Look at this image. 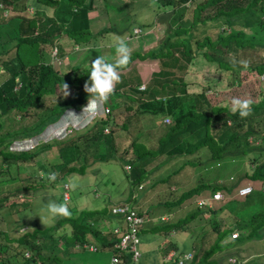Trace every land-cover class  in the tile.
I'll return each mask as SVG.
<instances>
[{
  "label": "trees",
  "instance_id": "obj_1",
  "mask_svg": "<svg viewBox=\"0 0 264 264\" xmlns=\"http://www.w3.org/2000/svg\"><path fill=\"white\" fill-rule=\"evenodd\" d=\"M151 1L157 2L159 4L157 7H160L162 12L155 14L150 21L144 22L140 19L141 14L136 10L129 13L128 4L131 3L130 1L122 5L116 0H102L104 6L102 13H105V18L116 19V25L121 26L119 30L111 23L109 26L99 27L96 31L90 29L91 21L88 12L92 8L93 0H22L23 5H39L40 9L35 8L36 13L30 17L18 14L3 18L0 12V23H10L12 25L5 28L8 30L10 38L0 41V47L4 48L5 51L7 46H13L12 55L0 60V71L6 74L0 81V165H2V167L0 166V174L7 171L8 167L5 165L9 164H13L16 171L21 169L28 174L30 171L32 172L34 164L37 167H34L33 171L39 170L48 173L47 169L49 168L51 172H57L59 175L53 184L55 186L61 180V190L66 189L65 199L62 197L61 199L68 204L72 212L71 218L60 217L41 228L36 222L31 221L32 226L30 229L19 231V234L14 236H10L6 231L0 229V252H2L0 253V264H35L40 261L45 264H59L67 258L69 253L71 254L67 248L68 245L72 247L74 243L87 241L86 232L89 233L92 240L100 241V245L104 246L109 245L116 238L113 234L114 228H126L124 212L120 210L110 212L114 203L110 206H102L99 212L96 208L91 207L92 202L89 201L84 204V208H79L76 204H70L72 201L70 200V194L68 195L67 182L61 178L64 174H83L85 167L89 166L92 161L102 160V155L109 157L106 159L116 158L117 156L114 153L108 154L106 151L113 149V132L118 129L122 130L131 120L129 118L133 114L131 109L140 113L148 111L152 115L160 114L161 117L171 114V121L164 125L160 133H152V136L155 134L152 140L154 141V147H151L150 143L140 145L138 150L135 145V137L132 139L133 157L124 159V164L127 162L129 168L125 170L124 165H122L124 174L130 181V187H134L133 183H139L151 175L152 172L149 169L146 170L143 160H140L146 155L149 156L148 159L156 155H163L164 160H169L180 156H191L204 146L208 148L209 156L216 160L225 156L247 155L248 162L242 167L245 169L244 174L251 180L243 183L239 182L236 176L235 180L231 183L227 182V185L211 184L209 191H207L202 181L182 190L180 188L181 182H176L173 177L170 179L168 175H164L159 179H155L153 182L167 190L163 194L165 195L164 198L156 199L155 204L166 209L171 207L174 210L178 209L175 212H178L179 216L169 224L156 226L157 233L160 228L164 233L169 230L178 232L190 224L195 225L196 218L201 221L210 213H222L221 210L224 208L227 211L226 215L230 216L228 219L234 221V223L230 224L228 219H225L227 223L232 225L230 227L225 226L223 224L224 220H222L224 216L217 215L215 222L211 225V229L214 228L218 231L216 233L217 237L211 244L212 250L214 249L213 245L217 244H215L216 240H219L222 234L230 233L233 228L238 229L244 236L254 233V229H248L249 220L252 221L249 227L264 225V210H260L262 213L260 211L250 212L247 219L241 212H237L243 210V204L248 203V195L254 188L255 191L262 194V196L259 195L260 200L264 197V153L259 152L264 150V129L259 130L263 125L256 127L252 121V118H255L256 115L254 112L264 109V81L257 77L260 73L264 74V61L260 60L261 57L258 56L255 63L249 64L250 66L244 69L238 64L234 67L232 58L224 56L230 50H235V56H237L238 49L236 48L248 46L254 49L248 56L249 58L251 55L257 54L259 50L256 49L258 47H264V40L257 38L264 34V0H200L194 2L193 5L190 4V6L184 4L190 0ZM11 2H17V0H0V3L6 5H11ZM48 8H51L50 13ZM47 9L49 15H46L44 11ZM165 9L179 11H175L176 14L168 17L165 23L161 17ZM185 9L190 11L188 26L176 25L173 29H168L167 25L171 26L176 23L180 16L184 14ZM37 10L43 11L40 13L41 15H38ZM239 16L243 18L240 21L244 20L242 24L238 23ZM12 19L16 20L14 25L10 22ZM207 21H211L212 24L206 27L204 25ZM134 26L139 29L151 28V34L154 38L152 42L155 45L149 46L143 51L133 50L131 59L154 58L158 60L160 67L151 72L150 83L146 84L143 89L137 87L140 83L138 76L133 75L136 85L130 88L132 76L127 78L121 75V82L116 86L117 88L120 85L121 89H115L114 94L122 89L129 90L130 88L137 95L132 99V102L135 103L134 108L131 104L122 107L125 111L120 123L114 122L115 116L111 110L114 106L111 105L109 109L107 104L105 112L94 116L80 128L70 129L64 137L41 141L28 149L11 150L9 148V144L14 139L27 138L38 134L47 124L56 121L66 108H79L88 101L83 85L88 81L90 67L79 68L78 66L82 63V61H79L72 64L68 71L60 73L52 67L50 62L42 61L40 43L54 44L55 57L57 55L60 57L65 54V50L61 48V45H56V42H58L56 39L61 36L71 39L70 43L75 44L74 46L90 45L97 36L107 34L109 31L123 34L122 37L127 35L130 40H133L135 32L132 28ZM247 31H250L249 34L246 33ZM130 33H132V36ZM253 34H256L254 38ZM7 42L8 44H6ZM29 47L33 49V52L27 55L26 51ZM196 55H202L207 61L214 62L223 69V73L226 69H230V71L233 68L237 69L234 74L233 71L229 73V80L232 86L239 88V98L252 99L253 110L249 117L241 119L238 114L234 115L231 112L230 101L233 97H236L234 94H232V98H229L228 103L221 102L220 105H215L210 103L204 91L190 93L186 91L183 74L177 77L174 68H179L181 72H184L187 63ZM248 69L252 74L254 73L255 77L241 81L242 71ZM155 76L158 77L155 78ZM210 79L217 81L220 78L218 74H213ZM63 82L67 83L69 88L77 91L75 97L58 100L60 96L57 92L61 89ZM204 88L206 86L202 89ZM255 88L257 90L261 88L263 91L255 92ZM117 106H120V103ZM38 110H47V112L28 127L11 128V123L17 120L14 117L15 114L20 119L22 115L24 117L29 112L37 114ZM107 120H112L114 127L106 125ZM91 122L93 124L87 128V125ZM105 127L108 129L107 132L103 131ZM46 149L56 152L59 158L54 159L53 162H44L42 160L44 157L40 154ZM98 151L99 154H97ZM37 155L40 156L37 157ZM188 162L189 164L194 163L193 161ZM40 163H43V165H39L42 166V169L38 166ZM28 174L19 182L29 185L26 191L37 192L41 187L39 184L43 183L44 179L38 175V172L37 174L33 172L30 175ZM33 176H37L38 179L32 178ZM173 180L176 182L175 185ZM49 184L51 183L48 182ZM245 184L250 185L249 191L239 194L237 192L238 188ZM177 188L179 191L174 192ZM218 190L223 193V198L219 200L212 199V193ZM145 194L148 195V193ZM170 194L174 195L173 200L168 197ZM139 195L135 199L131 198L130 193V196L124 202L128 203L129 207L136 210L138 214H144L143 217L146 218L149 212L143 213L144 211L141 212L137 207L143 197V194L140 193ZM199 198H204L205 203H208L207 205L204 204L206 208H202L204 205L199 207L201 206L197 202ZM238 198H241V200H238ZM235 199L241 204L229 210L226 203ZM250 200L253 201L252 196ZM28 204V201L24 203V205ZM11 206L13 207V204ZM104 212L107 215H104ZM261 214H263L262 217L257 216ZM102 217L108 218L110 222L108 221L107 225H103V222L100 224ZM256 220L259 225L256 224ZM261 220L263 222L260 224ZM154 227L155 225L150 226L151 229ZM144 228L143 223L140 229ZM67 230L69 232H66ZM239 232L237 233L239 234ZM43 237L54 240L52 249L58 250L61 248V252L58 253L52 250L51 254L45 255L42 252V245L38 241ZM171 238V236L168 237L170 241ZM235 239L231 238L226 243L230 244ZM194 245H196L195 242ZM215 248H218V246ZM182 251H179L177 256L181 255ZM25 252H28L27 256ZM209 255L210 253H206L203 260H206ZM122 258L116 264H125V260ZM80 260L81 264H86L84 258L80 257Z\"/></svg>",
  "mask_w": 264,
  "mask_h": 264
},
{
  "label": "rangeland",
  "instance_id": "obj_2",
  "mask_svg": "<svg viewBox=\"0 0 264 264\" xmlns=\"http://www.w3.org/2000/svg\"><path fill=\"white\" fill-rule=\"evenodd\" d=\"M29 1V0H28ZM131 2L128 4V9L130 10L129 13L132 10H136V12H139L140 19L145 21H150L154 18L155 14H159L161 10L160 7H157L159 4L157 2H152L151 0H116V2H119V4H127L128 2ZM151 1V2H150ZM200 1V0H190L185 2L184 4L190 6L194 4V2ZM22 0H17V2H11V5H3V3H0L1 6H5L4 8L0 9V12L2 14V17H10L13 15H24L26 17H30L36 12L34 11L35 8L40 9L39 5H29L26 4L23 5ZM137 5V6H136ZM136 6V7H135ZM135 7V8H134ZM104 6L102 4V0H93L92 8L89 10L88 14L90 17V29L92 31H96L101 26H109L110 23L115 26L117 30L120 29L121 26H117L116 19H110L105 18V13H102ZM49 9V8H48ZM48 9L44 10L46 12V15L48 14ZM177 9V8H176ZM175 9V11H176ZM172 9H165V12L161 15L162 19H164V22L166 23V19L170 17L171 15H175L176 12ZM42 10H37L38 15H41ZM50 12V10H49ZM189 14L190 11L188 9H185V12L180 18L176 21V23L172 24L171 26L167 25L168 29H173L176 25H182V26H188L189 24ZM43 16V15H42ZM243 19L241 16L238 17V23L242 24ZM156 20V18H155ZM13 25L16 23V20L10 21ZM203 24V23H202ZM209 24H212L211 21H207L204 26H208ZM8 25L12 26L10 23L4 24L0 23V41L7 40L10 38V34L7 29H5ZM165 25V24H164ZM243 28V27H241ZM133 31L136 33L139 32V28L137 26H134L132 28ZM244 31H246L243 28ZM151 28L149 29H141L139 35L137 37V34H135L134 39L130 40L129 46L130 48L136 51H143L149 46L155 45L152 41H154V38L151 34ZM250 31H247L246 33L249 34ZM34 33H36L34 31ZM132 36V33H130ZM123 34L111 32L109 31L107 34H104L102 36H97L96 39H94L90 45L80 46L75 44H71V39H69L66 36H61L60 38L56 39L58 42H56V45L63 46L65 50V54L62 56L55 57L56 52L54 48V44L50 43H40L41 53H42V61L43 62H50L52 67L56 69L58 72H63L69 68V65L72 63H78L79 61H82V63L78 66L79 68H88L90 67L91 62L96 59L99 56L105 57L106 60L109 62H114L116 59V54L114 48L110 47L109 45L111 42L115 39V37L120 36L122 37ZM253 38L256 36V34L252 35ZM263 37V38H262ZM127 41L130 39L127 36H124ZM172 38V37H171ZM170 38V39H171ZM257 38H260V40H264V34L262 36H258ZM169 39V40H170ZM133 41V42H132ZM168 41V40H167ZM8 44V42L6 43ZM1 48V47H0ZM238 49L237 56L235 53V50H230L227 52V55H224L228 58L235 57V60L237 61V64L240 65L238 62L241 60H247L249 61V64H253L256 62V58L259 56L261 57L260 60H264V47H258L256 50L257 54L254 56H248L252 53L254 50L253 47L244 46ZM2 50V51H1ZM0 52V60L6 59L13 53V46L6 47V50L4 51V48H1ZM27 55L31 54L33 52V49L31 47L27 48ZM66 57V58H65ZM260 62V61H259ZM250 66V65H249ZM160 67L159 62L157 59H151V58H134L131 59V63L128 65V67L121 71L120 75L125 76H132L131 77V87L135 86L136 81L134 79V76L132 73H135L139 76L140 83L142 82L145 86L146 84L150 83V80L152 78V74L150 72L156 71ZM220 68L217 66L214 62L207 61L202 55H196L190 62L187 63L186 69L184 72H181V69L174 68L175 75L180 76L183 74L184 82H185V88L187 92H198V91H204V94L207 96L210 103L215 105H220L221 102L228 103L229 98H232V94H234L237 98H239V91L237 86H232L230 84L229 80V73L233 71V74L237 72V69L233 70L226 69L223 73V69H217ZM242 70V69H240ZM68 71V70H67ZM213 74H218L217 81L210 79V76ZM5 72L0 71V81L4 77ZM182 76V75H181ZM242 79L241 81L248 79V78H254V73L252 74L250 70L242 71L241 73ZM158 76H155L157 78ZM222 79V82H221ZM264 80V78H262ZM222 84L223 86H221ZM139 85V84H138ZM17 86V85H16ZM202 89L203 87H205ZM211 86V87H210ZM232 86V87H231ZM124 90L117 92V94H114L113 97L108 101L109 109L111 108V105L114 106L112 108V112L115 116V123H120L122 120L123 112L125 111L122 109L124 105L131 104L132 108H134L135 103L132 102V99L135 98L137 93L135 91L131 90ZM70 89V95L67 97H64L61 94V89L58 90V95L60 96V99L63 100L67 98H73L75 97V94H77V91ZM255 88V92H261L263 89ZM211 90V91H210ZM145 96V95H143ZM120 103V106H117V104ZM87 103H85L80 108H73L69 107L59 115L56 121L51 122L47 124L43 129L35 135H32L30 137H27L24 140L19 141H13L10 144L11 149H26L32 144L39 143L41 141H45L51 138H60L67 132L68 127L73 128H80L84 124H86L90 118L86 117L87 113L84 111V107H86ZM47 109V108H44ZM76 109V110H74ZM264 109H259L255 111L254 113L255 118H252V121L255 123L256 127H262L259 130L264 129ZM133 111V114L129 117L131 120L129 123L126 124L125 128L115 130L113 132V149H110L106 151V153H114L116 155V158L113 159H106L109 158L107 156L102 155V160H98L97 163H92L91 165L87 166L84 170V173L79 175L77 173H70V174H64L61 179H65L66 182L69 180H75L78 182V188L75 191L67 190L68 195L71 196L70 204H76L79 208H84L88 201L91 203L92 200L94 201L91 205V207L96 208V210L99 212L101 210L102 206H110L112 203H119L122 201H126L125 199L134 193V195L131 198H137L139 197L140 193L143 194V197L140 199L141 202L139 204L138 209L141 210V212L146 213L149 212L148 218L144 222V229H140L138 231V248L140 249H147V253L141 254L140 261L138 260V264H142V260L145 258V254L148 255L151 260L153 256H155V264H161L160 257L148 250V249H155L158 244H162V246L159 248L160 251L164 255H166L170 250H172V245L170 240L168 239L169 236H173V231L169 230L167 232H163L162 228L158 229V233H156V226H160L163 224H169L173 220H175L178 216V212L176 213L174 208H165V207H158L155 204L156 199H162L165 195L164 193L167 192L166 189L160 187L156 182H153L155 179H159L160 177L169 176L168 178H174L176 182H181L180 188L186 189L191 187L193 184L198 183L202 181V183L206 186L207 191H209V187L211 184H224L227 185L228 183L233 182L235 177L237 176L238 181L243 183L244 181H250L251 178L247 177L246 174H244L245 169L242 167V165H245L247 161V155L244 156H236V157H230L225 156L221 157L218 160L213 159L209 156V150L206 146L201 147L197 152L193 153L191 156L187 157H175L169 160H164L163 155H156L154 157H151L148 159V155L140 158V160H143L144 166L146 170L149 169L151 175L139 182L142 186L141 188L136 187L137 182L133 183L134 187H130V181L125 176L124 170L122 168V165H124V159H127L128 157H133V150L131 148V141L135 137V145L138 147V150L140 149V145H148L151 143V147H154V141L152 136V133H160L162 129L164 128V125L167 123H164L161 121V115L155 114L152 115L148 111H143L142 113L138 111ZM47 110H38L37 114H32L31 112L27 113L20 117L18 119V115L15 114V118L17 119L14 123H11V128L14 129H21L24 127L30 126L33 122L37 121L39 118H41ZM72 112L73 114L77 116H69L68 118L64 117V114ZM171 115V114H170ZM170 115H164L168 116L170 121L171 117ZM94 121V120H93ZM92 121V122H93ZM90 123L87 125V128H89L93 123ZM170 123V122H168ZM106 125L113 126L112 120H107ZM114 127V126H113ZM262 143V142H261ZM102 152V150H100ZM261 153H264L263 151H259ZM99 154V151L97 152ZM103 154V152H102ZM43 155V161L44 162H53L54 159H58V154L51 150L44 151ZM40 155H37L40 156ZM120 155V156H118ZM57 157V158H56ZM40 158V157H39ZM41 159V158H40ZM187 161V162H186ZM188 161H193L194 163H190ZM127 162H125L126 164ZM186 163V164H185ZM185 164V165H184ZM32 165V164H30ZM43 165V163L38 164ZM2 167V165H0ZM7 168L6 172H3L0 174V229H3L6 231L10 236H14L19 234V231L30 229L32 226L31 221L36 222L39 227H44L46 225H49L51 222H48L44 219L45 213L42 211L43 204H47L48 200H55L57 202L65 203L61 199V189H62V182L59 180L57 184L51 183L48 185V181L44 179L43 183L39 184L41 187L38 189L37 192H32L30 190H27L29 188V185L25 183L19 182L22 178H24L28 173H26L24 170L19 169V171H16L13 164L5 165ZM34 167H37L36 164L33 165ZM34 167H32V172L34 174H37V170H34ZM23 168V167H21ZM30 168V167H29ZM40 169H42V166H39ZM178 169V171H176ZM31 170V169H30ZM48 172H51V170L48 168ZM175 171V172H174ZM29 172L28 175L32 173ZM172 172H174L172 174ZM243 173V175H241ZM240 175V176H239ZM32 178L38 179L37 176H33ZM27 179V178H26ZM41 180V178H39ZM173 180V181H174ZM174 181V185L175 182ZM228 182V183H227ZM238 182V183H239ZM237 183V184H238ZM23 184H25L23 186ZM179 191L177 188L176 191ZM206 191V190H205ZM130 192V193H129ZM145 193H148L146 195ZM264 194V192H263ZM200 195V194H199ZM259 195L262 196L261 193L254 190L248 195V203H245L242 205L241 212L242 215L247 219L249 217L250 212L253 211H260L264 210V200L263 198L260 200ZM171 196V197H170ZM168 196L173 200L174 195L170 194ZM252 196L253 201L251 202L250 197ZM204 198H207L206 196H202ZM240 197V196H238ZM238 200H241V198H238ZM238 200H233L231 202H227L226 205L228 206L229 210L234 208L235 206L241 204ZM28 201V205H24V203ZM13 204V207L11 206ZM206 205L208 203H205ZM68 205V204H67ZM202 207V206H199ZM202 208H206L204 205ZM247 209V210H246ZM174 210V211H173ZM222 213H210L208 214L203 220L198 221V218L195 219L196 224H190L186 228L181 229L180 231L176 232L174 234V238L177 241H181V239H184L187 242L194 241L196 244V248L193 250V247H191V244L189 243L190 251L193 252L192 260L193 262L190 263V261H185L183 264H199L204 263L206 260H203V256L206 255V253H210L212 259H208V261H216L215 264H264V225L259 226H252L249 227L252 224V221L249 220V226L248 229L252 230L254 229V233L248 236H244L243 233L240 234V237L237 239L236 243L234 245L227 244L225 241L227 233H224L221 235L220 239L216 240L215 244L213 245V248L211 250V244H207L209 241L213 242L214 239L217 237V232L214 228L211 229V225L213 222H215L217 215L219 214H225L224 218H229V215L227 214L226 209H222ZM108 212V211H107ZM261 212V211H260ZM164 213V214H163ZM262 213V212H261ZM264 213V212H263ZM97 214V213H96ZM104 215H107L106 212L103 213ZM216 214V215H214ZM144 215V214H143ZM163 216V220H161L159 217ZM145 216V215H144ZM238 216V215H237ZM258 217H262L263 214L257 215ZM41 217V220H40ZM239 218H242L241 216H238ZM232 219V218H231ZM108 218L102 217L100 219V224L107 225ZM229 223L232 224L234 221L229 220ZM240 221V220H239ZM110 222V221H109ZM263 222V220L260 221V224ZM112 223V222H111ZM29 224V225H28ZM151 225H155L154 228H150ZM151 229V230H148ZM219 233H221L219 231ZM245 233V232H244ZM169 234V235H167ZM163 239V241H162ZM38 241L42 245V252L47 255L52 253L53 248V241L50 240L47 237H43L38 239ZM57 242V241H56ZM60 240L58 241V243ZM56 243V245H58ZM207 244V245H206ZM183 246V245H182ZM218 246V248H215ZM233 246H236L234 248ZM231 247V248H230ZM164 248V249H163ZM170 249V250H169ZM218 250H222L223 252L229 251V254L222 253L218 254ZM87 251V250H86ZM103 251V250H102ZM141 251V250H140ZM213 251V252H211ZM90 252V251H88ZM2 253V252H0ZM76 253H82V252H76ZM101 251L97 252H91L89 255L95 256L100 255ZM199 254V255H198ZM213 254V255H212ZM215 254V255H214ZM163 255V257H164ZM232 255L236 259L234 263L230 262L228 260V256ZM244 259V261H242ZM98 264V260L97 263ZM165 264H176L174 260H169L165 262Z\"/></svg>",
  "mask_w": 264,
  "mask_h": 264
},
{
  "label": "clouds",
  "instance_id": "obj_3",
  "mask_svg": "<svg viewBox=\"0 0 264 264\" xmlns=\"http://www.w3.org/2000/svg\"><path fill=\"white\" fill-rule=\"evenodd\" d=\"M3 5H6V4H3ZM4 7L5 6L0 5V9H2ZM140 31H141V29H139V32ZM139 32L135 33V34L140 35ZM128 38H130V37H128ZM109 46L114 48V50H115V54H116L115 61L109 62L108 60L105 59V57L98 55V57L96 59H94L90 64L88 81H86L85 84L83 85V90L85 91V93L88 96V101L86 102L87 105L83 109L84 111L89 112V113H87L86 117L96 116L105 109V106L108 104L109 99L115 93L116 86L121 82V75H120L121 71L126 69L128 67V65L131 63L132 49L130 48L127 39L120 37V36H117V37H115V39L111 42V44ZM238 63L244 69H247L249 67V61H247V60H241ZM232 64L234 67L237 64L235 57L232 58ZM260 75L264 76L263 73H260L257 77H259ZM259 79L262 80L260 77H259ZM262 81H264V80H262ZM61 94L64 97H67L70 95V89H69V85L67 83H64V82L62 83ZM252 105H253V101L250 98L241 99V98L233 97L230 101V110L234 115L238 114L241 119H244V118L249 117L252 114V110H253ZM74 110H76V109H74ZM69 116H77V115L73 114L72 112H68V113L64 114L65 118H68ZM169 122H170V120H169ZM70 128L72 129L73 127H70ZM69 131H67L61 137L66 136V134ZM24 139H26V138H17V139H14L13 141H19V140H24ZM48 140H50V139H48ZM10 144H9V148H10ZM33 145L34 144L29 146L28 148L32 147ZM28 148H26V149H28ZM11 150H23V149L17 148V149H11ZM85 169H86V167H85ZM38 175L41 178L46 179L49 183H53L57 180L59 174L57 172L44 173V172L38 170ZM245 185H243V186H245ZM78 186H79L78 182L75 180H69L66 184V187L71 191H75L78 188ZM140 186H141V184L139 183L137 185V188H140ZM65 195H66V189L61 190V197L65 199ZM114 204L112 205V207H114V206L119 207V206H123V205H127L129 207V204L125 203L124 201L119 202V203H114ZM42 211L45 213L44 219L48 222H54L57 218H60V217L71 218V216H72V212L70 211V209L66 203L57 202V201L51 200V199L48 200L47 204H43ZM110 212H112V210ZM110 215H111V213H110ZM40 220H41V217H40ZM113 234L115 235L114 232H113ZM116 238H117V236H116ZM235 238H236L235 236L232 237V239H235ZM113 241H111V243L108 245L109 248H110V245L113 243ZM85 243H88V244L91 243V244L95 245L97 249L90 251V250H88V248H86L84 246ZM138 243H139V241H138ZM138 243H137L136 247L139 250ZM73 246L75 248L76 247L82 248V251L87 250L90 252H97L100 250L99 246L96 245V243L93 242L92 240L90 242H88V240L87 241L85 240L83 243H74ZM101 247H103V246H101ZM109 252H110V249H109ZM139 252H140V255H139L138 259L134 262L133 261H127L128 256L125 255L123 257V260H125V264H138V260L141 256V251L139 250ZM109 257H110V253H109ZM125 257H126V259H125ZM108 264H111L109 262V260H108Z\"/></svg>",
  "mask_w": 264,
  "mask_h": 264
},
{
  "label": "built area",
  "instance_id": "obj_4",
  "mask_svg": "<svg viewBox=\"0 0 264 264\" xmlns=\"http://www.w3.org/2000/svg\"><path fill=\"white\" fill-rule=\"evenodd\" d=\"M136 33V32H135ZM261 79L264 78L263 75L259 76ZM140 85V84H139ZM144 85L141 84L139 86V88H143ZM107 107H105V109L102 111H106ZM100 112V113H102ZM86 113H89L86 111ZM99 113V114H100ZM169 117L168 116H163L161 118V121L164 123H168L169 122ZM71 128L68 127L67 131H69ZM103 131L107 132L108 129L105 127L103 129ZM125 170H127L129 168L128 164L124 165ZM250 189V185H245V186H241L240 188H238V193L239 194H244L247 191H249ZM66 196V195H65ZM212 199L215 200H219L223 198V193L221 191H215L214 193H212L211 195ZM198 204L203 206L205 204V199L204 198H199L197 200ZM112 212H116L118 210L123 211L124 212V221H125V225L126 228H114L113 232L115 233V235L117 236V238L113 241V243L110 245V257H109V262L111 264H116L118 261L121 260V258L125 255L128 256V260L127 261H136L140 255L139 250L137 249L136 245L139 241L138 238V231L140 229V227L143 225V223L146 221V219L148 217H143V215H140L136 212V210L131 209L130 207H128L127 205H123V206H119V207H112ZM162 217H160V219H162ZM238 233L236 230L230 232V236H237ZM78 246V245H77ZM84 246L86 248H88V250H95L97 249L95 245L93 244H88L85 243ZM25 255H28V252H25ZM188 256H190L189 253H185L183 254V258H178L177 263L181 264L183 262L184 259H187ZM123 259V258H122ZM230 262H235V258H229ZM35 264H45L44 262L40 261L37 262Z\"/></svg>",
  "mask_w": 264,
  "mask_h": 264
},
{
  "label": "crops",
  "instance_id": "obj_5",
  "mask_svg": "<svg viewBox=\"0 0 264 264\" xmlns=\"http://www.w3.org/2000/svg\"><path fill=\"white\" fill-rule=\"evenodd\" d=\"M50 11H51V8L49 9ZM50 13V12H49ZM125 36H127V35H125ZM124 38V37H123ZM61 48L64 50V48H63V46H61ZM72 64H74V63H72ZM72 64H70L69 65V67L72 65ZM69 69V68H68ZM67 69V70H68ZM67 70H65V71H67ZM151 73V72H150ZM133 75H136V76H138L137 74H135V73H132ZM122 75V74H121ZM124 77H129V76H125V75H123ZM138 78H139V76H138ZM139 81H140V79H139ZM140 85L141 84H143L142 82L141 83H139ZM140 85H138L137 87H138V89H143V88H139V86ZM144 85V84H143ZM144 87H145V85H144ZM125 88V87H124ZM121 89V87H120V85L116 88V90H120ZM124 89H122L121 91H123ZM120 92V91H119ZM105 107H107V105L105 106ZM80 108V107H79ZM105 112V111H104ZM103 113V112H102ZM101 114V113H100ZM94 116H88V118H93ZM98 161H92V163H97ZM91 163V164H92ZM90 164V165H91ZM94 201L92 200V203H93ZM219 215V214H218ZM219 216H221V217H223V216H225L224 214H220ZM225 219H227V218H224L223 217V219L222 220H224L223 221V224L225 225V226H228V227H230V226H232V225H230L229 223H227L226 222V220ZM52 223V222H51ZM50 223V224H51ZM47 226V225H46ZM150 230V229H149ZM233 230H236L237 232H239V230L238 229H232L231 231H233ZM230 231V232H231ZM66 232H69V230H67ZM63 233H65V231H63ZM156 233H157V230H156ZM176 232L175 231H173V236H171L172 238H171V245H172V250H170L166 255H164L163 253H162V251H160V247L162 246V244H158L157 246H156V250L155 249H148V250H150V251H152V252H154V253H156L159 257H160V260H161V264H165V262H167V261H169V260H174L175 262H176V264H179V263H177V260H178V258H183V254H187V253H189L190 254V256H188V258L187 259H184L183 260V262L181 263V264H183L185 261H190V263L191 262H193V260H192V257H193V252H191L190 251V248H189V243L191 244V247H193V250L196 248V245H194V241H191V242H187V241H185L184 239H181V241H177L175 238H174V234H175ZM240 233L241 232H239V234L236 236V239L233 241V243L231 244V245H229V246H231L232 247V245H234L235 243H236V241H237V239L240 237ZM86 236H87V240H88V242H90L91 240H92V237L89 235V233H87L86 232V234H85ZM169 235V234H168ZM227 238H226V240H223V241H225V242H227L228 240H230L232 237L230 236V233H227V236H226ZM93 242H95L96 243V245H98L99 246V248H100V250L99 251H101V254L100 255H95V256H91V255H89V253H91V252H88V251H82V248H79V247H74V246H72L71 247V245H68L67 246V248L69 249V251L71 252V254L69 253L68 254V256H67V258L66 259H63L61 262H59V264H81V260H80V257H82V258H84L85 260H86V264H96L97 263V260H98V264H108V260H109V247H108V245H104L103 247H101V245H100V241L99 242H97L95 239H93L92 240ZM162 241H163V239H162ZM213 242H208L207 244H212ZM206 244V245H207ZM183 245V246H182ZM230 247V248H231ZM234 248H236V246H233ZM164 249V248H163ZM103 250V251H102ZM141 250V254L144 252V253H147L148 251H147V249H140ZM183 250V251H182ZM53 251H57L58 253H60L61 252V248H59L58 250H53ZM179 251H182V253H181V255H178L177 256V254H178V252ZM76 252H82V253H76ZM217 252V256H218V254L220 253V254H222V253H226V252H223L222 250H218V251H216ZM226 254H229V251H227V253ZM163 255H164V257H163ZM199 255V254H198ZM213 255V254H212ZM215 255V254H214ZM177 256V257H176ZM210 257H212L211 255H209V257H207L208 259H212V258H210ZM229 258H234V257H232V255H229L228 256V260H229ZM140 259H141V257H140ZM140 259H139V261H140ZM155 261H156V259H155V256H153V258H152V260H151V263H150V259H149V257H148V255L147 254H145V258H144V260H142V264H155ZM235 261H236V259H235ZM242 261H244V259H242ZM189 263V264H190ZM216 263V261H214V260H212V261H208L207 259H206V262H204V263H199V264H215ZM234 263V262H233Z\"/></svg>",
  "mask_w": 264,
  "mask_h": 264
}]
</instances>
